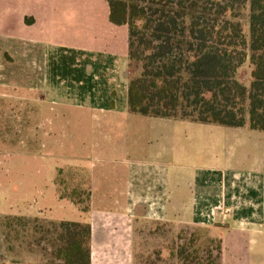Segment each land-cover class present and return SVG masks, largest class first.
Segmentation results:
<instances>
[{
    "label": "crops",
    "instance_id": "1",
    "mask_svg": "<svg viewBox=\"0 0 264 264\" xmlns=\"http://www.w3.org/2000/svg\"><path fill=\"white\" fill-rule=\"evenodd\" d=\"M11 1L17 4L8 0L0 2V21L10 22L12 17L16 20L21 17L22 21L32 18L33 21L31 25L26 24L30 28L18 27L16 24L13 27H16V34H11V31H14L11 29L1 34V39L5 42L13 41L14 38L22 42L12 47L9 53H4L12 60H18L16 56L30 57L32 72L37 68V73L40 72V75L44 76L39 80L38 86H32L31 91L35 94L41 90L43 95L39 94L40 96L34 97L33 100L37 105L42 102L50 108L49 111H53L48 122L49 127L52 128L55 123L56 130H59L54 141L56 145L65 148L64 143L57 139L59 133L66 134L65 126L70 122L68 115L71 110H77L81 114L89 113L95 119L94 127L100 126L103 129L102 133L95 136L96 141L91 148L94 149L92 153L102 154L103 159L109 162L100 168L95 167L90 172L89 211L82 212L68 199H61L56 190L52 197L53 200L59 199L61 207L65 206L61 200H67L73 208L87 213L86 219L71 221L89 222L91 225V264H135L132 255L133 234L138 219L163 220L178 227L185 224L207 225L214 221V218H219L218 224L221 226L217 227H223V234L215 229L223 240V246L225 239L232 233L249 236L253 231L242 229L245 225H255L260 228L255 232L264 233L263 153L256 154L255 163L252 162L250 167L242 163L231 165L235 155L232 143L227 139H223L219 146L202 142V148H199V142L194 143L192 135L191 140L179 141L177 134L161 135L160 138L167 141L161 143L156 153L146 156L143 147H134L137 146L135 142L132 146L123 147L124 142L117 134L111 135L112 131L104 132L105 125L109 123L108 129L117 127V114H129L127 26L122 47H118L114 42L112 47L103 46L101 39L96 38L92 22V34L87 42L89 45L81 43V37L76 33L73 36L75 44L68 47L58 46L59 50L53 53L47 48L41 52L38 45H27L26 42L38 44L40 41L29 35L34 32H47L49 36H55L57 23H62L58 21L62 14L56 10L59 8L62 11L65 1L43 0L42 5L35 4V0ZM23 1L29 4L32 1V5L28 7L19 3ZM58 31L61 36H65L67 32L61 29ZM23 44L27 50H24ZM114 90L117 91L115 97L111 93ZM112 100L115 101L116 107L122 106L123 103V108L112 107ZM104 140L107 141V147ZM247 146L245 148H248ZM65 150V153L70 154L76 152H68L66 148ZM77 151L82 155L87 167L88 161L82 152ZM136 151L145 155V158L136 156ZM104 152L112 154V158H104ZM198 154L212 157V162L196 165L189 163L191 158H199ZM150 155L156 156L157 159H148ZM170 156L176 157L181 164H173L169 161ZM241 158L244 163L249 159L252 161L253 156L243 153ZM184 159L188 163H182ZM229 225L234 227L228 228Z\"/></svg>",
    "mask_w": 264,
    "mask_h": 264
},
{
    "label": "rangeland",
    "instance_id": "2",
    "mask_svg": "<svg viewBox=\"0 0 264 264\" xmlns=\"http://www.w3.org/2000/svg\"><path fill=\"white\" fill-rule=\"evenodd\" d=\"M55 1L59 2L60 0ZM63 1H65L63 10L61 11L59 8L56 10L62 14L58 19L62 23H57L55 36H49L47 32L40 34L34 32L29 36L40 41L38 44L26 42L28 46L38 45L41 52L47 48L49 52L53 53L55 50H59L58 46L67 45L68 47L75 44L76 40L73 36L76 33L81 37V43L89 45L87 42L90 41L89 36L92 34V22L93 28L96 30V38L101 39L103 46L112 47L113 42L118 47L123 46L124 30L127 28L124 25L115 26L109 22L106 0ZM226 1L231 5L233 3L226 18L238 21L243 35L248 39L250 36L249 1ZM0 2H5V0H0ZM8 2L17 4L11 0ZM19 3L28 7L32 5V1L30 4L25 1ZM36 3L42 5L43 0H35ZM30 12L28 11V13ZM12 18L13 20L10 22L0 21V264H42L43 257L27 252L26 243L15 241V249L7 250L8 243L5 242L1 223L3 218L20 215L36 216L47 221L55 218L60 220L86 219L87 213L73 208L74 206H70L67 200H61V203L65 204L63 207L59 205V199L53 200L55 190L59 196L57 178L58 180L64 179L63 188L71 189L80 183L81 187L85 188L89 178L91 180L90 172L95 167L100 168L109 161H105L102 154L92 153L94 149L91 147H94L95 136L102 133L103 129L100 126L94 127L95 119L89 113L81 114L77 110H71L68 115L70 122L65 126L66 134L59 133L57 140L64 143L68 152L76 151L75 154L65 153L67 152L65 148H59L56 145L54 141L59 130H56L55 123L52 124V128L49 127L48 122L53 111H49L50 108L42 102L37 105V102L33 100L34 97L43 95L41 90L36 91L35 94L31 91L32 86H38L39 80H42L44 76L40 75V72L37 73V68L34 73L32 72L30 57L16 56L18 60H12L8 54L4 53V51L9 53L12 47H16L22 42L16 41L15 38L13 41L6 40L7 42L1 39V34L7 33L10 29L14 30L11 31V34H16V27L13 28L16 24L18 27L30 28L26 24L31 25L33 19L27 18L22 21L21 17L18 20L15 17ZM59 29L67 31L66 35H59ZM23 46L24 50H27L24 44ZM250 73L251 67L247 60L240 68L237 77L248 85ZM34 77H36L35 80ZM111 93L114 97L117 95L116 90ZM112 101L115 108H123V103L122 106L116 107L115 101ZM116 117H118V121L115 123L117 127L108 129L109 123L105 125L104 132L112 131L111 135L117 134L119 139L124 142L123 147L132 146L135 142L137 146L134 145V147L137 149L143 147L146 156L156 153L160 149L161 143L167 141L160 138L161 135L177 134L179 141L191 140L190 136L192 135V141L194 143L198 141L199 148H202V142L219 146L223 139H227L232 143V151L235 155L231 165L242 163L250 167L252 162L255 163L256 154H264V132L253 131L247 127L230 128L217 124H201L122 113L117 114ZM104 141L107 147V141ZM246 145L248 148H245ZM77 150L82 152L88 161L87 167L82 155ZM104 153L106 155L104 158L111 159L113 156ZM243 153L253 156L252 161L249 159L243 163L241 158ZM135 155L145 158V155L137 151ZM168 158L173 164H181V161L174 156ZM148 159L156 160L157 158L150 155ZM211 159L212 157L201 155L199 158H191L189 163L210 164ZM182 163L186 164L188 161L184 159ZM60 168H62L61 172H59ZM218 221L219 218H214L210 224H191L190 226L208 228V231L199 230L202 236H208V234L218 236L219 232L217 234L216 229L222 231V234L224 231L223 227H217L221 226ZM250 222L255 223V221ZM185 225L177 227L175 224L163 220L138 219L134 226L135 234H133L134 263L145 264L149 260L151 264H174L175 261L171 257L172 243L176 239L178 231ZM246 226H242V229L253 231L249 236H242L236 232L225 239L222 264H264V233L255 232L260 229L255 225ZM229 227L234 226L229 225ZM20 234L22 235V233ZM203 238L204 236L201 240ZM158 257L159 259H157Z\"/></svg>",
    "mask_w": 264,
    "mask_h": 264
},
{
    "label": "trees",
    "instance_id": "3",
    "mask_svg": "<svg viewBox=\"0 0 264 264\" xmlns=\"http://www.w3.org/2000/svg\"><path fill=\"white\" fill-rule=\"evenodd\" d=\"M106 1L110 22L128 28L129 114L264 132V0H248V39L238 21L226 18L233 6L226 0ZM247 60L248 85L237 77ZM64 183L57 178L59 197L89 211L90 178L85 188ZM1 223L9 251L17 241L42 264H91L89 222L12 215ZM200 229L208 231L190 225L178 231L174 264H222V238L201 240Z\"/></svg>",
    "mask_w": 264,
    "mask_h": 264
}]
</instances>
